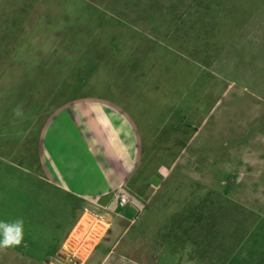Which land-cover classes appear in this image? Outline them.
Listing matches in <instances>:
<instances>
[{"label":"rangeland","instance_id":"rangeland-1","mask_svg":"<svg viewBox=\"0 0 264 264\" xmlns=\"http://www.w3.org/2000/svg\"><path fill=\"white\" fill-rule=\"evenodd\" d=\"M99 101L134 130L125 209L72 197L128 155L104 126L86 163ZM17 221L0 264H264V0H0V238Z\"/></svg>","mask_w":264,"mask_h":264},{"label":"crops","instance_id":"crops-1","mask_svg":"<svg viewBox=\"0 0 264 264\" xmlns=\"http://www.w3.org/2000/svg\"><path fill=\"white\" fill-rule=\"evenodd\" d=\"M95 101H91L89 103H94ZM100 102V101H99ZM101 104L98 106H90V108H86L85 107V112H88V117L91 120V117L94 116L96 118H94V121H98L97 117L99 116L95 111H101V116L102 119L100 118L101 123L103 124L102 127H98L100 134H98L97 132L94 131H89L86 132V134H89L91 132H94L96 134V138L98 140H94L91 137V142L87 137L86 140L89 143V145H93L95 146L97 149H95V154L93 155V151H90V149L93 150L92 146H89L87 151L90 153L91 156L85 158L86 163H88L89 166H92L94 164H97L98 166H100V154L97 153V150H99L100 152L102 151V146L104 141L102 142L101 139H106L107 140V135L105 134V132H103V127H109L110 131H109V140H111V143L114 142V144L112 145L115 149L116 148H121L122 147V151H124L125 153H128V155L124 158L125 163H124V167H123V163L120 165L121 170L119 168H115L114 166H112L111 170H107L105 168V170L103 171H107V175H110L111 173L109 171H111L113 174V176L108 179L107 177H105V175L103 173H101V178H102V186L101 189L95 191L92 194L89 193H85V192H79L78 194L76 193H72V197L78 201L79 204H84L87 201L88 203L95 205L96 203V199L98 200H102L104 201L106 198L110 197L113 195V200L117 199L116 196H118L119 194H124L122 193V188L123 186H128V183L130 182L131 179V175L133 174V172L136 169V166H134V163L132 164V162L134 161L133 157L136 155V141H135V137H134V130H132L131 126L129 124H127V122L125 121V119L123 117H119V118H113L111 120L108 121V115L106 116V113L108 112V109H115V107L113 105H109L105 104L104 102H100ZM84 105V104H83ZM92 114V115H91ZM106 116V117H104ZM110 117V114H109ZM107 121V122H106ZM77 123V122H76ZM112 129H114L115 131H113ZM118 130H120L119 135L118 134ZM103 137V138H102ZM100 141V142H99ZM99 143V145H97ZM129 156V157H128ZM123 161V160H122ZM136 164V163H135ZM90 171V169H88ZM96 171H98L96 169ZM99 172V171H98ZM90 173V172H89ZM122 176V177H121ZM54 180V179H53ZM64 185V183L62 184V186ZM59 185V187H57V185L55 184V188H59V190L61 191H65L64 188ZM126 194V193H125ZM127 195V194H126ZM131 200V199H129ZM92 201V202H90ZM132 201V200H131ZM130 201V202H131ZM97 204V203H96ZM108 205V202L106 203ZM125 209V208H124ZM84 215V214H83ZM120 217H118L117 220L118 221V228L119 230L122 229V226L120 223H123L126 221L129 223V225H131L132 221L127 220L126 218H124L123 215H119ZM116 221V223H117ZM129 225L127 227L124 228V230L121 232V234L119 235V237L126 232V230L128 229ZM109 226H107L108 229ZM103 228V229H102ZM102 231L104 229V227H101ZM119 230H114L115 232L112 233V236L115 237L118 235V231ZM120 237V238H121ZM120 243V241L118 242V244ZM117 244V245H118ZM115 246V245H114ZM116 247H113L112 250L114 252H116ZM118 248V247H117ZM113 253V252H112Z\"/></svg>","mask_w":264,"mask_h":264},{"label":"clouds","instance_id":"clouds-1","mask_svg":"<svg viewBox=\"0 0 264 264\" xmlns=\"http://www.w3.org/2000/svg\"><path fill=\"white\" fill-rule=\"evenodd\" d=\"M17 227L15 229H6L3 238H0V247H9L12 245H18L22 239V221H17ZM15 233V235H13Z\"/></svg>","mask_w":264,"mask_h":264},{"label":"built area","instance_id":"built-area-1","mask_svg":"<svg viewBox=\"0 0 264 264\" xmlns=\"http://www.w3.org/2000/svg\"><path fill=\"white\" fill-rule=\"evenodd\" d=\"M117 199V204L120 208H125L126 206L130 205V201L129 199L127 198L126 195L124 194H119L118 196H116Z\"/></svg>","mask_w":264,"mask_h":264},{"label":"bare ground","instance_id":"bare-ground-1","mask_svg":"<svg viewBox=\"0 0 264 264\" xmlns=\"http://www.w3.org/2000/svg\"><path fill=\"white\" fill-rule=\"evenodd\" d=\"M89 218H90L89 216H86V215H85L86 222H87V221H88V222L90 221Z\"/></svg>","mask_w":264,"mask_h":264}]
</instances>
